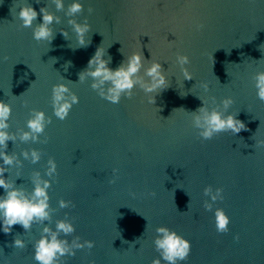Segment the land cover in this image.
Segmentation results:
<instances>
[{
  "label": "water",
  "instance_id": "95a60500",
  "mask_svg": "<svg viewBox=\"0 0 264 264\" xmlns=\"http://www.w3.org/2000/svg\"><path fill=\"white\" fill-rule=\"evenodd\" d=\"M72 2L64 0L65 11ZM78 2L84 11L73 18L91 25L87 47L79 46L69 18L51 0H0V101L11 105L8 131L17 137L7 142L6 154L23 164L5 178L31 192L36 173L49 179L47 161L57 165L48 190L51 219L33 224L30 232L15 225L10 234L0 224V264H36L33 244L42 229L55 230L56 221L64 219L75 232L60 238L71 243L79 236L95 247L76 250L59 264H152L159 258L155 230L162 226L191 243L186 264H264V103L252 79L264 71V0ZM22 5L37 13L46 7L61 18L52 25L50 45L37 43L31 28L20 27L16 16ZM98 47L105 50L104 59L111 57L112 70L142 52L145 67L151 59L161 63L169 88L155 96V104L138 87L132 99L122 97L118 104L101 99L91 78L80 83L78 76ZM177 54L189 58L191 79L181 73ZM60 83L79 99L64 121L52 108V87ZM201 83L209 85L208 92ZM211 97L216 104L231 97L227 114H238L247 130L202 140L188 113L203 104L215 107ZM33 109L52 123L37 143H22L19 135L28 131ZM32 149L42 154L36 164L20 155ZM209 186L213 192L223 189L213 211L204 208L205 201L211 203L204 195ZM61 199L74 206L61 209ZM216 208L230 218L227 234L216 232ZM15 237L24 249L11 247Z\"/></svg>",
  "mask_w": 264,
  "mask_h": 264
},
{
  "label": "clouds",
  "instance_id": "9594fccd",
  "mask_svg": "<svg viewBox=\"0 0 264 264\" xmlns=\"http://www.w3.org/2000/svg\"><path fill=\"white\" fill-rule=\"evenodd\" d=\"M51 3L55 5L57 12H64L65 16L69 18L67 23L76 34L79 46L87 47L91 41L86 43L85 36L91 31V25L86 18L83 23H79L73 18L84 11L83 4L78 0H73L65 11L64 0H51ZM92 11L91 8L88 9L89 14ZM38 15L42 16V23H37L34 26ZM16 18L21 22V28L32 29V37L37 43L47 41L49 45L54 39L52 25L61 23V18L51 13L46 7L40 8L39 13H37L30 5L20 6ZM198 27L203 28V25ZM62 34L67 39V33L63 32ZM104 56L105 50L98 47L95 54L88 61L87 68L78 73L80 83H84L86 79L91 78L93 81L90 85L91 89L97 92L103 100L118 104L122 97L132 99L133 89L138 87L148 96V102L155 104V96L170 86L168 77L165 75L166 71L161 63L151 59L150 64L145 67V58L142 52L132 53L127 57L126 62L122 63L116 70H112L108 66L111 63V57L104 59ZM3 59L6 61L8 58L5 56ZM176 63L185 79H191L192 77L185 67L190 63L189 58L177 54ZM68 65L70 66L71 62ZM142 71L143 75H141ZM252 79L256 89V97L264 103V71L256 72ZM200 86L205 92L209 91L207 83H201ZM211 101L212 104L216 105L215 107L210 108L203 104L195 112L188 113L191 116L193 128L198 130V136L202 140H211L220 133L231 132L236 135L242 130H247L245 124L236 119L238 114L236 116L227 114L228 109L234 103L231 97L223 99L219 104H216L215 97H211ZM78 103V97L70 91L66 84L53 85L52 108L53 115L57 119L64 121L69 116L73 105ZM175 110L177 109L173 111ZM11 114V105L0 101V149H3V151H0V161L3 162L0 164V188L4 189L5 193L0 196V224H2V231L5 234H10L15 225H20L25 232H30L33 224L43 223L51 219L48 190L51 188V178L57 174L56 162L50 158L47 161V171L45 173L49 179H40L39 173H36L35 178L31 181L33 185L31 192L22 187H17L15 181H9L8 178H5V173H9V169L23 166L22 161L15 154H6L7 142L12 141L15 143L17 139L15 134L8 131L10 128L8 121ZM30 117L26 123L28 131H22L19 135V140L22 143H28L29 141L37 143L39 137L45 132L46 124L52 123L51 118L46 117L44 112L34 109L31 111ZM46 142L47 139L44 143ZM260 143L264 144V142ZM20 155L24 160H30L32 164H36L41 160L42 154L40 151L32 149L23 151ZM117 171L114 169L113 174L115 175ZM115 182V179L109 181L112 184ZM222 192L223 189L221 188H217L213 192L210 186L204 189V195L211 200V203L205 201V210L213 211V204L217 200H223ZM151 195L155 196V193H151ZM58 203L61 209L74 206L71 201L63 199ZM214 223L217 233L227 234L229 232L230 218L222 208L215 209ZM74 232L73 223L67 219L56 221L55 230L45 226L42 229L40 239L33 244V260L36 264H59L62 258L66 256L74 257L76 250L85 248L91 250L95 247L93 241L85 240L81 243L79 236L75 237L71 243L67 239L60 238L61 236H72ZM155 232L156 236L153 244L159 258L154 259L152 264H161V261L164 264H179V262L186 264L191 254V243L167 227H158ZM234 239L238 241L239 236L237 235ZM137 241H139V238L136 239L135 243ZM132 246L134 247V245ZM11 247L24 249L26 245L23 240L15 237Z\"/></svg>",
  "mask_w": 264,
  "mask_h": 264
}]
</instances>
